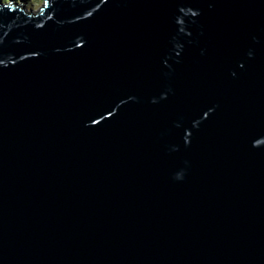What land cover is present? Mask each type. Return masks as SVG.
I'll list each match as a JSON object with an SVG mask.
<instances>
[{
  "label": "water",
  "instance_id": "95a60500",
  "mask_svg": "<svg viewBox=\"0 0 264 264\" xmlns=\"http://www.w3.org/2000/svg\"><path fill=\"white\" fill-rule=\"evenodd\" d=\"M20 7L0 264H264V0Z\"/></svg>",
  "mask_w": 264,
  "mask_h": 264
},
{
  "label": "rangeland",
  "instance_id": "374dc122",
  "mask_svg": "<svg viewBox=\"0 0 264 264\" xmlns=\"http://www.w3.org/2000/svg\"><path fill=\"white\" fill-rule=\"evenodd\" d=\"M2 3L4 4H10V5H16L20 8H25L26 10L32 11H39L43 5H44V0H1ZM12 3V4H11Z\"/></svg>",
  "mask_w": 264,
  "mask_h": 264
},
{
  "label": "bare ground",
  "instance_id": "6f19581e",
  "mask_svg": "<svg viewBox=\"0 0 264 264\" xmlns=\"http://www.w3.org/2000/svg\"><path fill=\"white\" fill-rule=\"evenodd\" d=\"M18 7H19V4H18Z\"/></svg>",
  "mask_w": 264,
  "mask_h": 264
}]
</instances>
